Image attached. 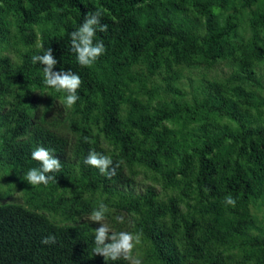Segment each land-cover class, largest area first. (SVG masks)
<instances>
[{
	"label": "trees",
	"instance_id": "trees-1",
	"mask_svg": "<svg viewBox=\"0 0 264 264\" xmlns=\"http://www.w3.org/2000/svg\"><path fill=\"white\" fill-rule=\"evenodd\" d=\"M98 10L81 66L70 34ZM48 49L82 80L71 107L32 62ZM101 202L141 264H264V0H0V264H130L93 252Z\"/></svg>",
	"mask_w": 264,
	"mask_h": 264
},
{
	"label": "clouds",
	"instance_id": "clouds-1",
	"mask_svg": "<svg viewBox=\"0 0 264 264\" xmlns=\"http://www.w3.org/2000/svg\"><path fill=\"white\" fill-rule=\"evenodd\" d=\"M100 11L89 13L85 16L82 25L70 34L71 50L76 54L77 62L81 66L90 67L101 55L106 51L102 41L93 42L96 34V26H99L101 32L107 30V25L100 24ZM33 64L39 62L43 67L44 83L46 86L55 89L57 92H66L65 103L67 107L73 106L79 99L77 90L82 84V80L78 74L71 70L54 72L53 68L58 61L54 58L52 49H48L43 55H33ZM31 158L40 163L39 168H31L26 173V180L29 184L37 186L40 184L47 185L54 177L48 173L59 171L61 168L60 161L54 158L53 155L44 147H37L31 153ZM84 164L99 169L101 174L111 178L116 175V169L119 163L113 164L110 156L104 155L96 151H90L88 156L84 159ZM226 205L235 206V199L229 195L224 198ZM108 208L102 202L98 209H94L91 213V219L98 223L100 227L94 230L95 232V247L93 252L95 255H100L104 261L124 259L130 264H141V260L133 257L134 247L140 243V234L131 233L127 231L111 232L108 226L103 223L105 220V213ZM118 223L124 222L123 216L116 217ZM110 241L105 243V241ZM42 244H54L55 237L47 236L42 241Z\"/></svg>",
	"mask_w": 264,
	"mask_h": 264
}]
</instances>
